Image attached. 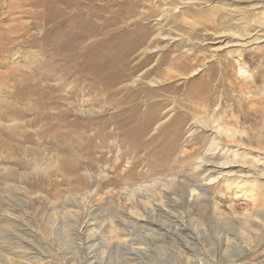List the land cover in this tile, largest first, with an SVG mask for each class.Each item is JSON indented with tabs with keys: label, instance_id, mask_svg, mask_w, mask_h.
<instances>
[{
	"label": "rangeland",
	"instance_id": "obj_1",
	"mask_svg": "<svg viewBox=\"0 0 264 264\" xmlns=\"http://www.w3.org/2000/svg\"><path fill=\"white\" fill-rule=\"evenodd\" d=\"M68 1L0 0V264H264V0Z\"/></svg>",
	"mask_w": 264,
	"mask_h": 264
},
{
	"label": "bare ground",
	"instance_id": "obj_2",
	"mask_svg": "<svg viewBox=\"0 0 264 264\" xmlns=\"http://www.w3.org/2000/svg\"><path fill=\"white\" fill-rule=\"evenodd\" d=\"M40 1H43L44 2V0H40ZM46 1V0H45ZM52 1V0H51ZM62 1V0H61ZM29 2V1H28ZM55 2L57 3V4H60L62 7H65L66 9H70L71 8V2L70 1H68V0H64V1H62V2H60L59 0H55ZM79 1H77V3H78ZM85 2V1H84ZM33 3V2H32ZM38 3V2H37ZM36 3V4H37ZM45 4V3H44ZM88 4V3H87ZM86 4V5H87ZM33 5V4H32ZM41 5V4H40ZM56 5V4H55ZM129 5V4H128ZM60 6V7H61ZM77 6H79V4L77 5ZM78 8V7H77ZM62 9V8H61ZM82 8H80L79 7V10H81ZM30 10V9H29ZM74 10V9H73ZM64 11V10H63ZM66 11V10H65ZM86 11V10H85ZM52 12V11H51ZM62 12V11H61ZM71 12V11H70ZM75 12H77V11H75ZM49 14V13H48ZM60 14V13H59ZM62 14V13H61ZM67 13H65L64 15H66ZM47 20V19H46ZM74 23V22H73ZM60 36V35H59ZM82 37V36H81ZM85 38V37H84ZM102 40V39H101ZM82 42V41H81ZM80 42V43H81ZM79 43V42H78ZM79 43V44H80ZM66 49V48H65ZM137 49V48H136ZM221 85H223V83H217L216 84V88H217V90H219L220 89V87H221ZM196 191H193V194L195 193Z\"/></svg>",
	"mask_w": 264,
	"mask_h": 264
}]
</instances>
